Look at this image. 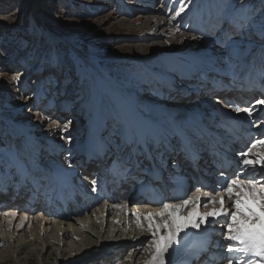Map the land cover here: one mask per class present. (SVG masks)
<instances>
[{
	"label": "bare ground",
	"instance_id": "bare-ground-1",
	"mask_svg": "<svg viewBox=\"0 0 264 264\" xmlns=\"http://www.w3.org/2000/svg\"><path fill=\"white\" fill-rule=\"evenodd\" d=\"M144 1H148L150 3L149 6H146L147 4L145 5ZM156 1L119 0L120 6L116 11L117 15L114 17L121 15L122 21L127 24L132 26L140 24L142 28L147 26L154 35L168 37L164 43L156 42L155 44L158 47H148L146 53L137 54L131 60L124 61L132 62L138 73L142 75L141 77L139 76L140 84L146 86H142L138 96L131 89V91H128L124 88V84L117 82L108 71L103 70L102 66L92 56L79 54L76 51L77 56L95 79L92 80L93 108L90 113L79 112V107L72 109L71 106L68 108V105H61L60 110H56V116L60 117H58L59 120L64 121L67 119L66 122L69 123L70 121V125H74L75 128L70 127V129L66 128V130H63L60 122L53 118L48 120L52 123L51 129L46 130L41 137L30 135L26 132L23 133L18 127L14 126L11 136L14 141H22V147L26 155L30 154L28 152L29 149L46 167L50 166L47 171H40L36 166L38 161L35 158L33 164L32 160L25 164V157L23 160H18L15 158L16 155L11 152H8L10 160L13 162L12 158L14 157L16 162L12 169L10 170L8 166L3 168V165H0V171L4 169L5 173V171L10 170V176L0 181V195L3 192L13 195L11 197L0 196V220L5 223L9 220L7 218L12 217V214H18L17 211L8 213L7 211L10 209L6 208L15 207L16 209V206L22 207V212L24 213L21 214L17 226L15 227L13 221L15 217L9 220L7 225L8 229L13 226L16 228L14 230L17 237L23 236L20 233L32 220V225L30 224L29 227L31 229L29 237L21 238L18 244L14 246V248L16 247L15 253L18 255L15 264H26V262L34 258H36L38 264H52L50 261L54 264H60L64 260H67L65 264H75L76 262L79 264H148V261L151 260L153 249L145 243L152 239L151 233L147 230L148 220L145 217L148 213L159 211L160 207L142 204L140 200L132 198L131 195L127 197V195L122 194L120 197L112 195L110 202L96 195L84 206L74 208L75 206L71 203L76 191L73 189V192L69 190L70 193H68L66 188L70 184L74 185L76 180H72L70 176L66 177V170L74 169L80 174L87 175L90 171L96 169V166L76 168L80 162L84 161L83 154H81L80 158H77V154L83 152L85 140H75L73 136L79 139L78 137H83L87 131H92L95 127H102L108 135H111L113 140L122 141L126 137L125 127L121 125L120 129L111 130L112 124H114L111 121L114 120L116 115V113L114 115L115 109L118 111V108H115L117 99L115 98V101L112 99H114V96L118 97L116 92L120 91L126 95L124 101L127 104H124V109L127 115H136L138 109H144L145 113L151 115L148 116L150 121H148L147 117L138 115L137 119L132 118L133 124L140 125L148 136L153 133L158 136L162 135V140L170 139L171 134L165 125L163 117L160 116L163 113L179 116V111L173 108L170 102L179 106V109L187 108L203 116L209 111L207 108L210 109L212 106L207 89L212 87L210 84H212L213 79L229 84L230 81H235V77L238 74H244L248 70L253 64L254 57L257 56L255 64H257L258 59L262 61L261 58L264 55V27H262L263 24L261 23H264V20H259L258 22L260 23L255 21L256 18L253 20L254 14L252 11L253 9L255 10V7L251 5L250 0H190V2L189 0H164L162 7H153L152 5ZM181 7L185 11L180 16H176L175 13ZM249 8H251L250 12L247 11ZM36 17L40 21H44L37 14ZM220 23H222V26L218 28ZM242 24L245 25L244 28H241ZM213 32L216 33L214 34ZM233 32L236 35L231 36ZM52 34L53 37H57L53 32ZM229 36L231 37L229 38ZM55 41L58 42L59 39H55ZM145 54H147L146 56L153 55L146 57ZM173 61L180 65V77H191L192 85L188 89L185 84L186 79H182L183 81H180V77L178 80L176 79V70L172 67L174 65ZM165 62H168V64ZM183 65H190L194 68V74ZM42 69H44V66H42ZM1 72L4 73L2 67H0V74ZM123 73L125 75L124 79L127 81L131 80L136 72L128 68ZM157 77L158 79L156 80ZM148 83L156 85L157 88H153V90L147 88ZM97 85L106 87L111 93L108 101L103 98L104 91L100 92L97 89ZM71 94L73 93L71 92ZM123 94H119V96H123ZM259 94L262 95L263 93L259 92ZM143 96H151V99L149 100ZM176 102H179V104ZM258 106L259 110L264 111V105L260 104ZM80 107L86 110L85 105ZM154 112L158 114L156 115ZM79 113H81V120L77 123L73 122L72 120H75ZM0 117L4 118L3 115ZM5 117L7 119L11 118ZM157 117L161 118L163 126L159 124L160 121L157 120ZM10 122L13 121L10 120ZM154 122L158 124H153L154 127L150 126V123ZM48 135L50 137H46ZM52 135H56L55 138ZM25 139L30 142L39 140L37 150L30 149L27 143L24 142ZM168 144L176 150L172 139ZM65 150L70 151L67 155L70 163L66 164V162L59 161L64 165V167H61V163H58L55 157H58V154L61 155ZM261 151H264V148L258 147L255 153ZM115 153H119L117 148H109L107 156ZM233 155L238 156V153ZM3 159H5V156L0 155V163ZM47 160L50 162H47ZM67 167L68 169H63ZM14 173L18 180L22 182L15 191L16 193L20 192L19 187H22V184H26L27 179L30 177L29 174L38 178L41 176L38 179H41L40 181L44 179V176L49 177L50 180H57L58 178L62 180L63 185L66 183L67 187L65 185L63 188H52L51 191L55 195L45 196L43 202L40 198L35 203L34 197L31 196L30 205L33 203L35 205L29 209V207H25L24 202L17 198L15 199L13 194L15 188L9 189L7 181L11 179ZM94 179V177L89 178V185L92 187L94 186ZM78 187H81V184ZM28 190H31L30 184H28ZM194 195L202 197L199 205L201 213L219 208L218 203L215 205L209 204L207 207L204 206L205 200L218 199L219 194L216 193L212 185L200 190L199 193L193 189L186 196L172 199L168 203L179 204L183 198ZM76 200L79 201L77 196ZM54 202H57V204L55 205ZM43 204L45 207H43ZM231 204L232 201L226 199V206L231 208ZM3 206L5 208H2ZM193 207L195 205H190L185 211H191ZM70 212H72L71 215L69 214ZM136 213L140 214L139 222L137 221ZM53 214L55 217H53ZM34 219H36V230L33 227V230H35L33 232ZM157 222H159V218H157ZM51 224H53L52 227ZM205 228H207L206 231ZM189 231H192L193 235L187 237L186 246L182 247L178 252H173L170 249L169 253L166 254L165 259L169 260V264H226L223 257L228 254L225 250L218 251L220 245L223 246L228 242L222 240L221 236H219L225 229L219 225L209 224L202 225L200 232ZM211 232L214 233L213 238H211ZM10 233L13 236L15 235L13 231ZM182 235L184 234L182 233ZM70 237L72 241L68 244ZM215 237H217L216 240L214 239ZM32 247V251L40 250V253L33 256V252L27 250L24 252L25 257L19 256L23 254L24 250ZM125 255L127 256L126 258ZM6 256L10 257V254ZM217 256L220 257V260L216 258Z\"/></svg>",
	"mask_w": 264,
	"mask_h": 264
},
{
	"label": "rangeland",
	"instance_id": "rangeland-1",
	"mask_svg": "<svg viewBox=\"0 0 264 264\" xmlns=\"http://www.w3.org/2000/svg\"><path fill=\"white\" fill-rule=\"evenodd\" d=\"M118 1L0 0V67L4 70V73L1 72L0 74V116H4V118L0 117V155L5 156V159L1 161L0 165H3V168L8 166L11 170L16 164L14 157L12 158L13 162L10 160L8 152H11L16 155L15 158L18 160H23L25 157V164L30 160H32L33 164L35 158L38 161V165L36 166L40 171L50 169V166L46 167L29 149L28 152L30 154L27 156L23 150L22 141H14L11 136L14 126L18 127L23 133L26 132L30 135L41 137L46 130L51 129L52 123L48 120L53 118H56L60 122L63 130H66L64 127L65 124H67L68 129L70 127L75 128L74 125L66 122L67 119L64 121L59 120L60 117L56 116L57 111L62 107L61 105H68V108L71 106L72 109L79 107L80 109L78 111L85 114H89L92 110L93 81L91 82L88 74L90 71L77 56L76 51L79 54L92 56L102 66L101 68L103 70L108 71L117 82H122L124 88L128 91L132 90L137 93V96L142 86H146L140 84V77L142 75L138 73V70L132 62L124 61L131 60L137 54L146 53L148 47H158L155 43H164L168 37L154 35V33L149 31L147 26L142 28L140 24H135V26L127 24L122 21L121 15L114 18L120 6ZM250 2L255 7V10L253 9L252 11L254 14L253 20L256 18L255 21L260 23L258 22L259 20H264V0H250ZM144 4L149 6L150 3L144 1ZM163 5L164 0H157L152 6L162 7ZM247 11L250 12L251 8ZM36 14L44 21L37 19ZM261 24L264 27V23ZM152 25L150 26L152 27ZM220 26H222V23L219 24L218 28ZM52 32L57 37H53ZM213 33L215 34L216 32ZM234 34L236 35L233 32L231 36H234ZM55 39L62 41V43L59 42L57 53H55L53 45L56 44L54 42ZM64 48L66 49V53L63 57L61 50ZM148 52L153 53L151 51ZM151 55L146 57H150ZM62 58L65 59L64 62ZM173 62L174 65L172 67L176 70V79L178 80L180 75L179 67H177L178 63ZM165 63L168 64V62ZM42 66H44V69H42ZM127 67L136 73L131 80L126 81L123 72L128 69ZM147 86V88L152 90L153 88H157L156 85L150 83ZM143 97H147L149 100L151 99V96ZM81 105H85L86 110L82 109L80 107ZM81 113L72 121L75 123L80 121ZM5 116L11 117L9 119L13 122H10ZM116 120L115 117L111 122L117 125ZM157 120L163 126L161 118L157 117ZM156 122L150 123V126L154 127L153 124H158ZM50 135L46 137H50ZM73 138L75 140H82V137H78L79 139H77L76 136H73ZM111 138L110 141L113 142L114 140ZM24 142L27 143L30 149L37 150L40 141L35 140L34 142H30L25 139ZM69 152V150L63 151L61 155L58 154V157H55V160L58 163L64 162ZM68 161L69 158L66 159V163ZM47 162L50 161L47 160ZM60 165L64 167L62 163ZM63 169L66 170L68 167ZM43 207H45L44 204ZM2 208H5V206ZM6 209H10L7 211L8 213L18 212V214H12L11 218H7V220H11L15 217L13 221L16 227L20 221L21 214L24 213L22 212L23 208L16 206V209L15 207ZM71 213L69 214L71 215ZM53 217H55L54 214ZM8 221L4 223L3 220H0V244H2L0 245V264H15L18 255L15 253L16 247L14 248V246L18 244L21 238H28L31 231L29 227L30 224L32 225V220L20 233L23 236L17 237L14 226L9 229L7 228ZM35 223L36 219L33 220V225H35L32 226L33 232L36 230ZM52 226L53 224H51ZM33 227H35V230H33ZM10 229L15 232V237L10 233ZM211 235V238H213L214 233L211 232ZM214 239L216 240L217 237ZM71 241L72 238L70 237L67 243L69 244ZM27 250H31L33 256L40 253V250L32 251V247L24 250L23 254L19 256L25 257L24 252ZM219 250L224 251L225 249L220 245ZM9 254L10 257L6 256ZM3 256L4 258H2ZM65 261L67 260H64L60 264H65ZM50 262L54 264L52 261ZM26 264H38V261L34 258L26 262ZM75 264L79 263L76 262Z\"/></svg>",
	"mask_w": 264,
	"mask_h": 264
},
{
	"label": "snow or ice",
	"instance_id": "snow-or-ice-1",
	"mask_svg": "<svg viewBox=\"0 0 264 264\" xmlns=\"http://www.w3.org/2000/svg\"><path fill=\"white\" fill-rule=\"evenodd\" d=\"M184 11L181 7L175 15L180 16ZM257 103L264 105V100ZM235 111L247 112L251 116L253 109L237 106ZM64 127L66 129L67 124ZM258 147L264 148V138L255 139L238 153L241 159L233 175L225 176L223 172L220 173L223 178L220 191L226 193L227 199L232 201L231 208L226 206L225 196L219 195L218 199L204 201L205 207L218 203L219 208L201 213L199 205L202 197L194 195L183 198L179 204L164 202L159 205V211L147 214V230L152 239L145 243L153 249L148 264H169V260L165 259L169 250L180 251L186 246L187 237L193 235L189 230L200 232L202 225L209 224L225 229L220 235L222 240L230 242L223 245L228 254L223 257L226 264H264V172L260 171L264 170V152L252 155L253 150ZM92 191L95 192L96 188L93 187ZM196 191L199 193L200 189L197 188ZM190 205L195 207L186 212ZM135 215L139 222L140 214Z\"/></svg>",
	"mask_w": 264,
	"mask_h": 264
},
{
	"label": "trees",
	"instance_id": "trees-1",
	"mask_svg": "<svg viewBox=\"0 0 264 264\" xmlns=\"http://www.w3.org/2000/svg\"><path fill=\"white\" fill-rule=\"evenodd\" d=\"M65 49V48H64Z\"/></svg>",
	"mask_w": 264,
	"mask_h": 264
}]
</instances>
